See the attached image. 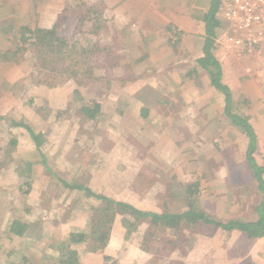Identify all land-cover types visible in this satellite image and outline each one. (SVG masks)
Instances as JSON below:
<instances>
[{"label": "rangeland", "instance_id": "rangeland-1", "mask_svg": "<svg viewBox=\"0 0 264 264\" xmlns=\"http://www.w3.org/2000/svg\"><path fill=\"white\" fill-rule=\"evenodd\" d=\"M175 2L0 0V197L7 196L0 203V264H26L27 257L31 264L49 262L39 247L51 234L53 211L46 198L37 204L26 201L32 188L45 195L49 179L42 184L41 173L52 172L59 183L51 192L59 191L60 202L64 194L61 214L86 212L89 221L95 219L98 235L110 223L104 199L112 190L124 200L133 197L138 210L176 213L193 206L216 221L257 217L262 193L245 159L248 137L225 115V95L211 88V78L198 61L204 57L205 30L191 47L189 36L174 22L164 27V38L153 25L165 13L172 18L164 6ZM198 3L211 7V0ZM204 8L199 12L201 30ZM131 20L134 25L129 26ZM229 29L218 23L210 52L220 66V80L225 83L224 71L238 83L232 109L253 127L254 157L264 164V17L244 30ZM143 31L154 33V40L142 41ZM126 88L161 100L157 113L171 121L153 114L142 119V108L131 102ZM195 105L198 112L189 114ZM212 111L207 126L204 115ZM9 125L10 135H22L39 149L34 162L58 167L56 156H67L64 169L31 175L22 164L14 170L11 157L17 155L11 153L12 141L5 143ZM59 145L73 150L64 156L55 149ZM28 157L19 159L27 163ZM14 172L20 178L16 182ZM84 181L97 187L101 202L79 196L77 188ZM127 217L129 226H118L113 234L124 230L127 243L118 254L123 261L132 248L141 249L148 264H264L263 237L251 239L215 225L160 228L149 218ZM16 218L22 224L13 222ZM10 227L26 230L22 251L15 252L19 242L11 239ZM73 251L62 250L63 260L74 262L69 255Z\"/></svg>", "mask_w": 264, "mask_h": 264}, {"label": "crops", "instance_id": "crops-1", "mask_svg": "<svg viewBox=\"0 0 264 264\" xmlns=\"http://www.w3.org/2000/svg\"><path fill=\"white\" fill-rule=\"evenodd\" d=\"M192 1H193V5L190 4L188 6H187V4H188L187 0H176V2L173 4L172 3H165V6L162 3L164 8L168 7L167 8V9H169L168 11H170L173 14V16H172V18H167V14L165 13L161 18H158V20L153 19V21L155 22L153 25H155V28H157V30L161 32V35L158 34L159 36L164 38V33H163L164 27H166V25H169L170 23L174 22L176 24V26L179 28L178 30H183L189 36L188 37L189 43L193 42V43H190L191 47H193L195 43L200 42V38L203 37V35H204V31H203L204 28L202 30H201V28H199V26L203 27V20L201 19L199 12L202 11L201 9L204 7H202V6L198 7L196 5V4H199L198 0H192ZM227 2H228V0H219L218 7L215 11V18H216L218 23L223 22V25H225L229 29V28H234V26L232 25V23H230L229 21H226V19L224 18V12H225V8H226L225 5ZM194 4L196 5V7ZM207 11H208V9L204 8V11H203L204 14ZM204 14H203V16H204ZM127 24H129V26H132V25H134V22L131 20ZM139 27L141 28V25L138 24V28ZM195 27L198 28V31L196 30ZM143 33L144 34L142 37L143 38L142 41L154 40L152 37V34H154V33H152L151 35L148 32L143 31ZM199 56L200 55H198V59H199ZM168 64H167V62L164 63V68H167ZM158 69H159V67H158ZM222 72H223V75L225 78V83L222 79L220 81L223 85L227 86L231 92V111L230 112L234 113V114H239L238 112H235L232 109L233 105H234V97H232V96L238 97V95H237L238 94L237 93V89H238L237 84L238 83L231 82L230 78H226L227 72H224V71H222ZM211 88L215 92L219 91L214 86H212ZM127 91H128V89H127ZM128 92L130 93V96H133L131 102L139 104V106H140L139 109L142 108L143 112L139 113V116L142 119H144V115H146V117H151L153 114V116L157 115L159 120L171 121L170 118L166 119V115L162 116V113H157L158 110H157L156 106L161 103V100L158 101L157 99H150V98L145 99V98L139 97L135 92H133L131 90ZM135 101H137V102H135ZM187 102H190V101H187ZM149 105L152 107H150ZM192 106H194V105H192ZM180 109H182V108H180ZM197 109L198 108L195 105V107L193 108V111L195 110V112H193L192 108L190 107V113L189 114H194V113L196 114L198 112V111H196ZM162 110H165V108H163ZM179 115H181V114L179 113ZM212 115L214 117L213 111L211 113L207 112L204 115V119L206 121L207 126L213 120ZM197 117L198 116H196L193 119L194 122H197ZM227 118L229 119L228 116H227ZM10 125L7 126L8 129L6 128V130H5V135H9V137H8L7 141H5V143L9 144L10 141H12V143H13V147H10V150L12 149L11 153L17 155V157L16 156L11 157V162L14 164L13 169L15 168L14 170L21 169L23 167L22 164H24L26 166V168L33 171V173H31V175H33L35 171L40 172V170H45V169L47 171H49L50 169H56V168L64 169L65 162H68L66 154L69 156V153L71 150H73V147H70V145L69 146H66V145L55 146V149L57 151H61V154L66 156V158H64L62 156H61V158H59V156L58 157L56 156V159L60 160V161H58L60 163V165L58 167L53 165L55 167L54 168L53 166H50L48 163L41 164L38 162H34V159L36 158V154L39 153V149H37L36 147H32L31 141L25 139V137H23L22 135H19L18 137L14 136V135H10L11 134L10 133L11 130H9ZM233 126L236 127L235 125H233ZM189 128H190V126H189ZM19 134H21V133H19ZM194 135L198 136V127H196V130L194 131ZM5 143L2 142L1 145L5 144ZM35 144L36 143H34V145ZM27 153L30 155L31 158L28 157L30 160H27V163H23L26 161H24V159H19V157H21L23 155L25 157L27 155ZM51 163L53 164V161H51ZM13 174H14L13 180H15V182L20 179V178H16V172H14ZM40 175H41V181L40 182L42 184L48 183V179H49V184L48 185L46 184L47 185L46 186L47 188L45 191L46 196L44 195V190L39 192L38 188H36V189L32 188L30 190L29 194L26 195V199H27L26 201H28V203L35 202L37 204L39 201L46 198L49 201V203L47 204L48 209H51V211H53V216L55 217V221L54 222L52 221V225H49V228L51 229V234L49 235V239H47L46 244L41 245L39 247L40 250L43 248L44 255L47 259L46 261L49 260V262H47V264H77V263L78 264H110V262H112V261H115V264H148L145 262V260H148L146 257V254L143 251H141V249L140 250L134 249V251L132 248L129 249L127 257L125 256L126 257L125 259L126 260L129 259V261H126V260L123 261V259L118 258V254L121 252V248L126 246L127 239L125 237L123 229H120L121 235L119 233H117L115 235H113V234L115 233L116 228L118 226L123 228L122 225H124V220H127L129 222V220H128L129 218L127 217L126 211L118 212L117 204L119 202L125 203V204L131 205L132 207L138 209L137 207H135L133 205L134 203H132V202H134L133 197L131 199L124 200L123 197H121V196L118 197L119 194H118V191H116V190H112L111 193H109V194L106 193V196L104 195L108 200H111V202L114 204H111L109 206V208L111 210L109 212V217H111L110 223L107 224L109 226L107 228H105V231L101 232L100 235H98V231L94 228V224L96 223V221H94L95 219H93V216H92V219H90V221H89V217L86 216V212H83L81 214L80 213L77 214V211H76L75 213H73V214H75V216H73V214L66 215V216L61 214V209L63 208V206L66 207V205L64 204L65 203L64 194L62 195L61 202H60L59 201L60 200L59 191L56 193L51 192V191H54L58 188L59 183L55 182L54 176H52V172H51V174L50 173H46V174L41 173ZM14 178H16V179H14ZM37 182H38V180H35L34 184L40 183V182H38V183ZM81 183H83V182H81ZM81 183H79V185H78L79 188H77V190H78L79 196H81V198L84 201L87 200L89 202H94L95 200H98L99 202H101L99 200V198H97V196L99 195L98 189L94 184H93V186H94L93 187L92 185L86 184V182L83 184H81ZM62 184H64V183H62ZM60 191H64V190L60 189ZM86 191L88 192L87 194H86ZM99 192H102V189H99ZM101 195L103 196L102 193H101ZM6 197L7 196H4L3 198L0 197V203L4 202ZM55 202H60V203H55ZM99 206H101L100 203L98 204L97 207H99ZM83 210H85V209H83ZM94 210H95V208H94ZM139 210H141L143 212H152V211H145L144 209H139ZM164 212H167V211H164ZM179 212H182V211H179ZM91 213H92V211L90 213H88V216H90V218H91ZM60 214L62 215V218L60 217V219H59ZM159 214H161V213H159ZM9 215H10V212H9ZM0 216H3V215H0ZM50 217H51V215H50ZM144 219L145 218H143L142 220H144ZM19 221H22V219L16 218V220L13 222H15L16 224H20L21 222H19ZM86 223H88V226L89 225L90 226L86 227ZM124 226L126 227V225H124ZM157 227L165 228L161 225H158ZM10 228L8 229V232H9L11 239L13 241L18 240V242H19L18 244L16 242V244L14 245L15 252H17L19 250L22 251L23 247H24L23 243L25 240V236L27 234L26 230L17 229L14 231V230H12V228L11 229ZM163 230H165V229H163ZM241 233H243V232H241ZM259 239H261V238H259ZM70 248L75 250V251H73V253H69L70 257L74 259V262L64 261L63 258L61 257V251L62 250H68ZM26 250H32V248L29 247V249H28L26 247ZM144 254H145V256H144ZM90 257H93V258H90ZM23 258H25V257H23ZM87 258H88V261H86ZM25 260L26 261L24 263H26V264L32 263V261H30L28 259V257L25 258Z\"/></svg>", "mask_w": 264, "mask_h": 264}, {"label": "trees", "instance_id": "trees-1", "mask_svg": "<svg viewBox=\"0 0 264 264\" xmlns=\"http://www.w3.org/2000/svg\"><path fill=\"white\" fill-rule=\"evenodd\" d=\"M218 4L219 0H211V7L207 12H205L203 16L206 39L203 47L204 57L200 58L198 61L201 63V66L208 72L211 78V84L216 89L224 93L226 100V115L231 119L232 124L245 132L246 136L248 137L245 159L248 167H250V169L254 173V177L258 182L259 190L262 193L260 201L255 206L257 217L251 221H216L213 220L210 215H207L202 209L195 208L193 206H189L187 210L182 212H162L161 214H159L155 212H143L132 207L131 205L120 202L117 204V210L118 212L126 211V213H132L137 219L149 218L151 224L154 226L161 225L165 228H174L180 226L181 223H184V226L187 227L215 225L227 231L238 230L239 232H244L247 235V238L255 239L258 237H264V179L262 178V174L264 173V164L257 163L254 157V151L256 149V135L253 127L248 122L247 118H244L240 114H234L230 112L231 92L227 86L221 83L220 66L218 64V61L210 52L213 43L212 39L214 35V28L218 25V22L215 18V11L218 7ZM104 201L107 204L105 209H108V206L114 204L107 198H105ZM128 223L129 222L127 220H124V225L129 226Z\"/></svg>", "mask_w": 264, "mask_h": 264}, {"label": "built area", "instance_id": "built-area-1", "mask_svg": "<svg viewBox=\"0 0 264 264\" xmlns=\"http://www.w3.org/2000/svg\"><path fill=\"white\" fill-rule=\"evenodd\" d=\"M225 6L224 18L236 29L244 30L264 17V0H228Z\"/></svg>", "mask_w": 264, "mask_h": 264}]
</instances>
